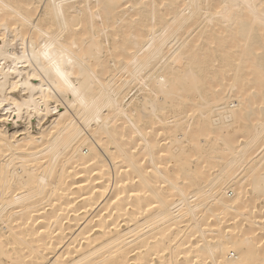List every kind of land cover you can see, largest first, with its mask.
Returning <instances> with one entry per match:
<instances>
[{
    "label": "bare ground",
    "instance_id": "bare-ground-1",
    "mask_svg": "<svg viewBox=\"0 0 264 264\" xmlns=\"http://www.w3.org/2000/svg\"><path fill=\"white\" fill-rule=\"evenodd\" d=\"M0 264H264V0H0Z\"/></svg>",
    "mask_w": 264,
    "mask_h": 264
}]
</instances>
